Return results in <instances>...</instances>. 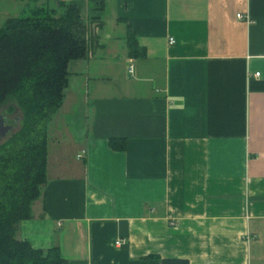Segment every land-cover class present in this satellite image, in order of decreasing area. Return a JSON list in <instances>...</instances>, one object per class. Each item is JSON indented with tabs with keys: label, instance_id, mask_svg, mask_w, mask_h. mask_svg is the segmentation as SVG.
<instances>
[{
	"label": "crops",
	"instance_id": "0c3cea01",
	"mask_svg": "<svg viewBox=\"0 0 264 264\" xmlns=\"http://www.w3.org/2000/svg\"><path fill=\"white\" fill-rule=\"evenodd\" d=\"M110 1L112 31L92 25L69 67L18 240L69 264H264V0Z\"/></svg>",
	"mask_w": 264,
	"mask_h": 264
},
{
	"label": "trees",
	"instance_id": "16d2710c",
	"mask_svg": "<svg viewBox=\"0 0 264 264\" xmlns=\"http://www.w3.org/2000/svg\"><path fill=\"white\" fill-rule=\"evenodd\" d=\"M89 1L96 8L86 17L77 1L60 0L55 9L37 6L29 16L9 18L0 26V109L12 102L20 114L18 130L0 144V264H69L58 247L34 249L17 236L21 223L33 218V206L43 197L49 127L63 107L69 67L88 58L91 26L104 22L106 0ZM126 43L130 58L145 55L129 28ZM110 145L126 149L125 141L111 139Z\"/></svg>",
	"mask_w": 264,
	"mask_h": 264
},
{
	"label": "rangeland",
	"instance_id": "374dc122",
	"mask_svg": "<svg viewBox=\"0 0 264 264\" xmlns=\"http://www.w3.org/2000/svg\"><path fill=\"white\" fill-rule=\"evenodd\" d=\"M19 0H0V26L3 25V23L12 17H18V16H29L30 15V11L33 10L36 6L37 3L34 0H26L24 1V4L20 6H18L20 4V2H17ZM50 1V0H49ZM54 1V0H51ZM58 1L60 0H55ZM65 2H78L83 6V14L86 17V15H88L89 11L93 8H96V5L94 4V2H91L89 0H63ZM40 3H42V0L40 1ZM28 5V6H27ZM18 7V8H17ZM21 9V11H20ZM112 10V4L110 0H107V4H106V10L104 11V13L102 14L104 17V22L106 23V29L107 32H111L112 31V26L114 24H112V18L110 15V11ZM25 11V12H24ZM99 14V13H98ZM14 107V111L10 112V108ZM77 110V109H76ZM0 115L3 117H6L8 120L13 122V130L9 133L8 137L11 136L13 133H15L18 128H19V118H20V114L18 111V108L15 106L14 103L10 102L6 105H4L1 109H0ZM67 116V122L69 123V120H73L71 119V115L68 116V114L65 112L61 118L62 119H66ZM73 118H76V120H79V117L74 116ZM66 127V125L60 124L59 128H63ZM84 129V127H82L81 123L78 124H72L69 123V132H71L76 138L78 136H81V131L82 129ZM66 131L65 133L62 134V137H60L58 140L60 142H64L66 144ZM6 139H1L0 138V144L3 143Z\"/></svg>",
	"mask_w": 264,
	"mask_h": 264
},
{
	"label": "built area",
	"instance_id": "2783aa9c",
	"mask_svg": "<svg viewBox=\"0 0 264 264\" xmlns=\"http://www.w3.org/2000/svg\"><path fill=\"white\" fill-rule=\"evenodd\" d=\"M238 18L241 19V20H245V21H246L247 23H249V24L251 23V20H250V17H249V16H245V17H243V16L239 15ZM170 42H171V44L174 43V41H173L172 39H171ZM127 69H128L127 72H128V74H129L131 77L135 75V64H134V61H133V60H130ZM256 76H259V74H256ZM117 245H120V243L118 242Z\"/></svg>",
	"mask_w": 264,
	"mask_h": 264
},
{
	"label": "water",
	"instance_id": "95a60500",
	"mask_svg": "<svg viewBox=\"0 0 264 264\" xmlns=\"http://www.w3.org/2000/svg\"><path fill=\"white\" fill-rule=\"evenodd\" d=\"M13 130L12 126H5V118L0 115V138L7 139L9 133Z\"/></svg>",
	"mask_w": 264,
	"mask_h": 264
},
{
	"label": "flooded vegetation",
	"instance_id": "af4514ba",
	"mask_svg": "<svg viewBox=\"0 0 264 264\" xmlns=\"http://www.w3.org/2000/svg\"><path fill=\"white\" fill-rule=\"evenodd\" d=\"M4 118H5V126H9L10 125V126H12L14 128L13 122L8 120L6 117H4Z\"/></svg>",
	"mask_w": 264,
	"mask_h": 264
}]
</instances>
